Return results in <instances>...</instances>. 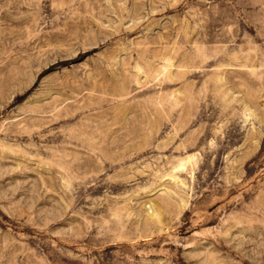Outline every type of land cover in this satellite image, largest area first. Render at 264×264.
<instances>
[{
	"label": "rangeland",
	"instance_id": "rangeland-1",
	"mask_svg": "<svg viewBox=\"0 0 264 264\" xmlns=\"http://www.w3.org/2000/svg\"><path fill=\"white\" fill-rule=\"evenodd\" d=\"M0 264H264V0H0Z\"/></svg>",
	"mask_w": 264,
	"mask_h": 264
}]
</instances>
